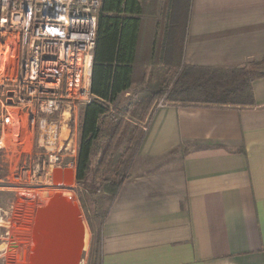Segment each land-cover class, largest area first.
I'll return each mask as SVG.
<instances>
[{
	"label": "crops",
	"instance_id": "obj_1",
	"mask_svg": "<svg viewBox=\"0 0 264 264\" xmlns=\"http://www.w3.org/2000/svg\"><path fill=\"white\" fill-rule=\"evenodd\" d=\"M139 1L146 60L169 26L186 67L264 58V0H190L187 9L178 0L174 23L170 0L159 21ZM134 88L114 104L132 102ZM250 89L245 105L152 104L100 225L98 264H264V76Z\"/></svg>",
	"mask_w": 264,
	"mask_h": 264
},
{
	"label": "built area",
	"instance_id": "obj_2",
	"mask_svg": "<svg viewBox=\"0 0 264 264\" xmlns=\"http://www.w3.org/2000/svg\"><path fill=\"white\" fill-rule=\"evenodd\" d=\"M99 10V0H0V54L9 41L16 51L15 75L0 80V101H4L0 141L9 110L19 119L22 115L24 124L16 120L26 133L20 151H35L38 141L51 153L37 165L38 171L73 165L65 163L60 152L73 157L75 149L69 146L76 113L91 100L89 78ZM11 68L6 61L4 73L8 75ZM161 106L163 101L157 104ZM40 179L39 174L33 177L37 182ZM17 188L24 198L26 186L18 182ZM80 264H87L85 258Z\"/></svg>",
	"mask_w": 264,
	"mask_h": 264
},
{
	"label": "trees",
	"instance_id": "obj_3",
	"mask_svg": "<svg viewBox=\"0 0 264 264\" xmlns=\"http://www.w3.org/2000/svg\"><path fill=\"white\" fill-rule=\"evenodd\" d=\"M172 10L168 14L174 23L178 0H170ZM187 9L190 0L181 1ZM144 5L139 0H101L97 15V34L92 52L89 94L91 100L83 107L80 118V136L76 158V180H84L89 173L88 163L94 150H100L98 172L103 175L101 183L108 195V205L99 218L98 228L104 220L108 207L117 193L126 171L129 169L144 133L137 123L149 120L152 104L162 98L170 84V66L179 68L182 64V52L173 27L165 31L162 41L154 43L153 56L145 59L146 37L141 18ZM166 15H164L165 17ZM156 37V35H155ZM255 63V62H254ZM264 64V58L261 60ZM185 71H216L219 69H198L183 66ZM252 73V72H251ZM140 74V77H136ZM264 76V72L252 73L247 87L248 102H251L250 82ZM184 75L175 81L174 88L181 93L187 91L182 84ZM141 83V90L132 102L115 110V101L131 85ZM181 85V86H180ZM179 87V88H178ZM235 96L242 94L241 87H236ZM247 102V103H248ZM209 104L228 105L225 101H211ZM246 103V104H247ZM231 105V104H230ZM245 105V103H240ZM101 129L98 132V126ZM126 139L124 151L115 160L110 158L112 151L121 139ZM97 248L100 236H97ZM97 253H99L97 251Z\"/></svg>",
	"mask_w": 264,
	"mask_h": 264
},
{
	"label": "rangeland",
	"instance_id": "obj_4",
	"mask_svg": "<svg viewBox=\"0 0 264 264\" xmlns=\"http://www.w3.org/2000/svg\"><path fill=\"white\" fill-rule=\"evenodd\" d=\"M156 1L155 3V0H153V2L147 0L146 6L147 12L149 13L152 12L153 8L154 10L157 8V10H155V20L159 21L162 7L166 5L167 0ZM10 60L11 62L9 63L12 68L9 73L10 75L11 73L15 75L16 68L14 69L13 66L15 65L16 57L9 59L6 51L2 52L0 70L3 71V63ZM183 66L179 68H176L177 66L174 67V64L170 66L168 73L170 84L166 88L162 98L157 101H178L181 103L225 101L226 103L234 105H240V103L246 104L249 100L247 87L249 86L252 73L264 72V64H261V60L255 63H249L248 65L246 64L240 68L219 69L211 72L199 70L185 71ZM1 71L0 74L2 73ZM183 75L185 81L182 79V84L187 87V91L181 93L179 89L175 90L174 83L179 79V76L182 77ZM4 76L5 73L3 76H0V79ZM136 77H140V74ZM142 86L141 83L139 84L136 82L134 91L132 92V98H135V95L141 90ZM239 86L242 91L240 96L229 93L233 92L234 89ZM118 101L125 100L121 99ZM3 102L4 101H0V105ZM122 107L123 104L119 103L115 105V110L120 111ZM82 110L83 106L80 107L76 113L74 122L75 133L74 136L70 137L71 143L69 149H75L73 157H70V154H65L66 152H64V150L60 152L65 163H67V161L73 163L72 166L65 167L64 169H70L75 173L73 182L67 184L65 188L53 187L51 182L53 169L37 170V165L51 155L50 152L42 148L41 143L37 141L35 144V151L31 153H22L20 151L19 146L25 139L26 133L23 132L22 127L19 128V130L13 129L10 125V117H8L7 123H9L3 135L5 146L0 150V264H28V251L30 245L29 232L31 234L32 229L29 224L31 221L28 219L33 217V213L35 216L36 210L42 207L45 202L54 195L53 193H60L71 199L73 203L79 207L80 216L85 226L82 258H85L87 264H98L97 251L99 252V245L97 248L95 241H97V236H99L98 224L100 215L108 205V195L106 194L105 186L101 183L103 175L101 172L99 173L97 169V164L100 159L99 149L94 150L93 155L90 156L88 163L89 173L85 179L81 181L76 180V158ZM15 118V120L19 119L18 116H15ZM22 119L23 116L20 115L19 120L24 124V120ZM146 124L147 120L142 123H137V126L143 132V128H145ZM100 129L101 123H99L98 132ZM126 143L127 140L125 138L118 142L110 156L112 160H115L118 155L124 151ZM63 147H65V144ZM127 173L128 170L126 171L125 177ZM38 174L41 176L39 182L33 180L34 175ZM18 182L26 186L24 198L21 197L22 193L17 188ZM19 206L21 207L20 209L18 208ZM16 212H20L21 217H19ZM22 237H25V241L20 239Z\"/></svg>",
	"mask_w": 264,
	"mask_h": 264
},
{
	"label": "water",
	"instance_id": "obj_5",
	"mask_svg": "<svg viewBox=\"0 0 264 264\" xmlns=\"http://www.w3.org/2000/svg\"><path fill=\"white\" fill-rule=\"evenodd\" d=\"M74 175L70 169H54L52 185L67 187ZM29 238L28 264H79L85 240L79 207L71 199L54 193L36 210Z\"/></svg>",
	"mask_w": 264,
	"mask_h": 264
},
{
	"label": "bare ground",
	"instance_id": "obj_6",
	"mask_svg": "<svg viewBox=\"0 0 264 264\" xmlns=\"http://www.w3.org/2000/svg\"><path fill=\"white\" fill-rule=\"evenodd\" d=\"M3 49H5V50H2L1 51V54H0V64H2V52H5L6 51V53H7V57L9 58V59H12V57L13 58H15V48H14V44H13V42L12 41H9V42H7V43H5V45H4V48ZM7 62H11V60L10 61H7ZM6 63V62H5ZM5 63H3V65L5 64ZM1 71V70H0ZM90 71H91V69H90ZM2 73L0 74V76L2 75H4V70L3 71H1ZM14 74V73H13ZM13 74L11 73V75H10V73H8V75H6V73H5V76L4 77H12L13 76ZM3 78V77H2ZM1 78V79H2ZM0 79V80H1ZM90 79V78H89ZM19 115V114H18ZM15 116H17V114H16V112H13V111H10L9 110V112H8V114L6 115V118H5V129L7 128V125H8V123H7V120H8V117H10V125H11V127L13 128V129H17V130H19V128L17 127L18 125V121H16L15 119ZM5 131V130H4ZM5 146V141H4V137H3V139H2V141H0V147L1 146ZM64 169V168H63ZM54 187V186H53ZM56 188V187H55ZM61 188H65V187H61ZM54 194V193H53ZM43 202V201H42ZM19 209L21 208L20 206L18 207ZM16 214L19 216V217H21L20 215V212H16ZM29 214V213H28ZM23 215V214H22ZM35 216H34V213H33V217H30V219H28V220H30L31 222L29 223L31 226L30 227H32V222H33V218H34ZM28 218V217H27ZM23 221V220H22ZM25 221V220H24ZM21 228H23V227H21ZM27 228V227H26ZM25 228V229H26ZM18 229V228H17ZM29 229V228H28ZM18 230H20V229H18ZM17 230V231H18ZM21 231V230H20ZM20 231H18V232H20ZM23 232V231H22ZM24 233H25V231H24ZM27 233V232H26ZM29 236H30V232H29ZM27 237V236H26ZM20 239H23V241H25V237H22V238H20ZM22 241V240H21ZM24 243V242H23ZM81 262V261H80ZM80 264V263H79Z\"/></svg>",
	"mask_w": 264,
	"mask_h": 264
}]
</instances>
